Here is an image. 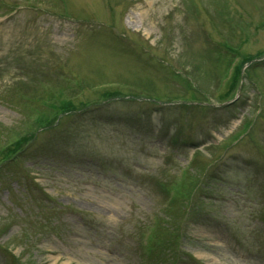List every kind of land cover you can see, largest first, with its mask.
I'll return each instance as SVG.
<instances>
[{
  "label": "rangeland",
  "instance_id": "obj_1",
  "mask_svg": "<svg viewBox=\"0 0 264 264\" xmlns=\"http://www.w3.org/2000/svg\"><path fill=\"white\" fill-rule=\"evenodd\" d=\"M6 144L0 264H264V0H0Z\"/></svg>",
  "mask_w": 264,
  "mask_h": 264
},
{
  "label": "trees",
  "instance_id": "obj_2",
  "mask_svg": "<svg viewBox=\"0 0 264 264\" xmlns=\"http://www.w3.org/2000/svg\"><path fill=\"white\" fill-rule=\"evenodd\" d=\"M240 77V76H239ZM104 91L103 93L106 94L105 96L101 95L102 98L106 97H112V95H117V94H110L107 90H102ZM67 109L65 111L71 110V107H66ZM65 111H54L55 114L49 119V121L44 125L37 127L36 129L39 128H45L47 126L51 125H57L58 121V113H62ZM53 112V113H54ZM39 118H36V120ZM47 117H45V120ZM34 120V122H38ZM57 127V126H56ZM35 136V135H34ZM29 141L31 140V137L28 139ZM27 144V141H24L23 144ZM22 144V145H23ZM10 146V144L4 145L3 149H0V152L2 153H7L11 149L7 148ZM23 148V147H22ZM24 149H16L13 151H10V155L8 157L5 156H0V167H4L6 163H13L17 155L23 151ZM1 154V153H0ZM198 177L197 176H192V183L190 184V187L188 188V192L182 189H179L178 192H175L176 197H172L169 200V203L166 205V219H162L164 216H161L157 221H162V226L159 228V225L157 226L156 224L151 228V231L149 232V235L147 236V240L145 243L147 245L144 246L146 249V257H151V255L148 252L149 248H154L155 252L157 253V259L162 263L165 264L167 262L175 263V260H178L180 258L179 256V237L181 236L180 232V223L182 222L183 219L187 217V214L190 212V203L193 197V194L197 188L198 184ZM158 235H161L158 237ZM158 238L156 240V244L153 245L150 240L152 237ZM140 249H143V245L140 247Z\"/></svg>",
  "mask_w": 264,
  "mask_h": 264
}]
</instances>
